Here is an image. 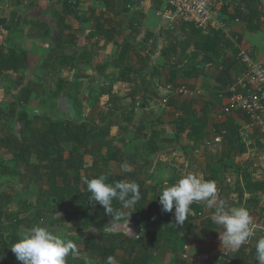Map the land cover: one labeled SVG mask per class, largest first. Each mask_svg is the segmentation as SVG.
I'll use <instances>...</instances> for the list:
<instances>
[{
    "label": "crops",
    "instance_id": "0c3cea01",
    "mask_svg": "<svg viewBox=\"0 0 264 264\" xmlns=\"http://www.w3.org/2000/svg\"><path fill=\"white\" fill-rule=\"evenodd\" d=\"M79 1L78 12L64 20L65 25L71 28L66 31L74 36L75 50L78 53L82 52L84 46L91 52L92 60L88 65L90 75L94 76L95 81H108L107 75L112 76L109 83L101 88L104 87L108 92L111 87V94H115L114 87L117 85L121 88V93H124L118 98L121 105L116 115L119 113V121L126 123L122 128L124 135L132 134L133 138L140 137L145 141L140 150L147 149L150 158L142 160V163L149 167L150 173L159 177L161 174L176 172L177 177L170 181L172 184L189 173L204 180L215 181L218 200H224L230 207H246L254 218L255 235L238 251H229L226 247L228 260L220 258L222 244L218 232L223 229L217 225L211 228L203 227V234L206 236L202 240L188 241L186 254L198 261L204 255L209 257L207 261L198 264H223L224 261L231 264H258L255 244L264 236V137L253 128L248 129L247 135L243 136L248 121L240 114L224 115L221 111L224 102L217 97V92L224 90L223 87L241 72L242 67L237 60L239 49L246 51L264 65V0H261V5L257 7L261 15L255 30L247 29L245 23L234 17L238 4L236 0H217V3H222L218 10L219 18L224 19L220 18L225 23L227 33L214 29L203 31V35H209L210 31L216 34L214 44L217 39L220 41L214 52H201L195 48L196 40L189 37L187 23L170 21L165 18L168 14L157 16L158 12L163 13L164 10L161 0H158L162 4L161 7H157L154 0H108V4L103 0ZM58 6L60 7L57 4L54 9ZM27 7L29 14L54 30L55 24L52 25L45 17L51 8L42 10L35 3ZM68 17L73 19V22L68 20ZM101 29L104 33L100 32ZM203 42L205 45L204 40ZM212 52L218 53L220 57L216 59ZM223 59L227 63L223 62ZM234 59L237 60L235 64L232 62ZM109 68L111 72L108 71ZM181 86L197 92L199 96L193 99L200 101L203 116L192 109V106L195 108L197 105L188 103L190 106H187L184 100L189 99L183 100L181 96L171 95ZM107 96L109 97H101ZM133 98L135 105L132 104ZM165 98L168 102L163 107L161 102ZM129 99L131 106L128 105ZM137 103L139 108L136 107ZM182 106H186L185 109L181 110ZM123 109L129 112L128 119L123 118ZM188 109H191L197 120L204 122L199 134L200 140L189 139L188 129L178 132V119L181 120L183 113ZM116 125L118 126L115 124L110 130L117 128ZM185 125L189 127L188 122ZM136 128L140 130L136 132ZM110 136L114 138L111 131ZM163 139L172 145L171 149L169 146L166 149L167 147L160 143ZM87 156H84L85 166ZM176 160L182 163L178 171L171 168ZM108 164L109 168L115 165L113 162ZM170 183L161 178L157 185L163 188ZM199 204L203 206V220H211L214 209H209L206 202ZM21 214L30 215L23 212L13 215L0 213V264H22L11 252L12 245L21 238L17 229V225L21 223L18 221L15 225L12 221ZM58 217L59 215L56 218ZM129 219L128 227L124 222L111 225L108 231L136 235L138 216H131ZM73 222L77 226L79 224L74 232L80 236L81 224L69 221ZM66 223L68 222L62 224ZM194 224L199 226L200 223L195 221ZM32 225L34 226L33 223ZM59 232L64 233L61 230ZM74 232L66 234L69 236ZM79 253L87 255L82 250ZM180 254L181 252L177 255L167 253L152 264H189ZM116 255L120 257L122 252L119 251ZM80 257L82 256L78 257L80 260L74 257L76 261L72 264H82ZM87 257L96 262L95 264H100L97 259L88 255ZM116 261L119 264V261Z\"/></svg>",
    "mask_w": 264,
    "mask_h": 264
},
{
    "label": "trees",
    "instance_id": "16d2710c",
    "mask_svg": "<svg viewBox=\"0 0 264 264\" xmlns=\"http://www.w3.org/2000/svg\"><path fill=\"white\" fill-rule=\"evenodd\" d=\"M236 1L238 4L235 7L234 17L245 23L247 29H257L261 15L257 7L261 5V0ZM103 2L105 4L109 3L108 0H103ZM154 3L157 7L162 6L158 0H154ZM57 4L61 7L60 12L54 9ZM57 4L52 3L51 10H53V19L57 20L54 30L57 26L58 34L53 37L51 43L53 52L50 53L48 59L54 57L56 53L62 56L63 50L67 48L73 53L67 58L70 64L75 61H78L77 64H84V62L90 64L92 55L87 47L84 46L82 52L78 53L75 50L76 41L74 36L71 34L68 36L62 35L63 31L71 29L68 25H65L64 20L67 16L78 12L77 2L74 0H57ZM33 27L41 31L37 35V38L41 39L46 38L47 35L49 37L51 31H53L50 25L48 26L37 19L33 21ZM188 31L189 37L196 40L194 43L196 49L201 52L203 50H217L220 41L218 42L217 39V43H213L216 37L213 31H210L209 35H203V31L197 30L189 24ZM100 32L104 33L102 29ZM203 40L205 45H203ZM213 45L215 46L214 49L212 48ZM213 52L212 54L218 59L220 57L217 55L218 53ZM235 53L237 54V50ZM237 60L234 59L232 62L235 64ZM201 63H203V60ZM28 67L26 53H17L14 49L0 47V75L17 73L19 70ZM223 78L225 77L223 76ZM229 84L223 88L225 89ZM64 87V82L60 81L58 89L53 94L60 95ZM110 89L111 87L106 92L104 87L101 88L98 98L109 95L110 102H108L116 104L120 99L115 94H111ZM30 92V87L22 90L25 98ZM73 107L76 114L81 117V113L75 106ZM185 107L182 106L181 110ZM113 109L120 111V108L116 106ZM125 113L127 114L126 119H128L129 112L127 109L122 110V114ZM16 118L19 126V138L4 135L6 127L0 122V158L4 155H10V161L16 168L28 169L29 181L39 183L36 205L33 206L35 209L32 214L34 215L33 224L37 225L44 220L47 213H60L58 218L52 220L56 224L69 221L79 222L82 229L80 237L84 245L82 251L97 259L100 264H106L108 256H114L119 264H152L156 259L162 258L167 253L177 255L188 241L202 240L206 236L203 234V227L211 228L215 226L210 219L203 220V206L199 202L191 205V214L186 222L178 227L174 224L173 213L175 209H173V213L162 212L158 197L161 191H159L158 185L153 186L151 191L156 192L158 190L159 192L151 197L148 196L149 189L144 187L146 180L152 174L150 173V176H148L140 169L135 159L129 158L121 149L113 146L115 141L110 136V128L117 124L114 123L113 119L105 123L102 118L99 119V123L93 120L83 121L82 118L77 122L74 120L53 121L47 119L39 124L36 121L29 120L24 112L17 113ZM178 120V132H184L185 129H188L187 136L189 139L196 138L195 140H200L201 136L199 134L203 129L204 122L201 119L197 120L191 109L186 110L182 119ZM186 122H188L189 127L185 125ZM65 144L70 146L67 157L64 156L63 145ZM102 149H106V153H102ZM86 155L91 156L93 159L91 169L99 171L100 175H105L108 182L127 180L135 181L140 186L141 200L132 208L123 209L127 214V219L131 216H138L136 235L129 236L122 232L108 231L111 225L122 224L124 221H116L114 217L112 218L105 212L102 206L94 204L91 200V194L87 191V184L84 180L85 178L89 180L96 178L97 175L82 174V171L86 170L84 167V156ZM33 156L34 162L32 161ZM109 162H113L119 167L122 163L127 162L133 171L130 173L122 171L121 174L112 176L107 174V176L104 170L98 168V164L101 163L103 166H107ZM2 170L1 174L3 175L11 173L7 169ZM171 185L173 184L170 183L169 186ZM53 200L55 201L54 204L51 203ZM41 207H44V209H41ZM113 207L120 209L121 205L119 202L114 201ZM195 221H199V226L194 224ZM119 251L122 252L120 257L116 255ZM73 262L74 258L70 256L67 264ZM224 262L223 264H231L228 261Z\"/></svg>",
    "mask_w": 264,
    "mask_h": 264
},
{
    "label": "rangeland",
    "instance_id": "374dc122",
    "mask_svg": "<svg viewBox=\"0 0 264 264\" xmlns=\"http://www.w3.org/2000/svg\"><path fill=\"white\" fill-rule=\"evenodd\" d=\"M74 1H76L77 6H79L80 1ZM34 3L42 10H50L52 3L57 4V0H0V47L3 49H14L17 53H26L29 66L26 69L19 70L17 73L0 75V122L6 127L5 133L3 134L19 138V126L16 121V115L19 112H24L29 120L36 121L39 124L45 122L47 119L53 121L73 120L68 113L67 104L70 103L81 113V117L78 114H76L75 117L82 118L83 121L86 120L89 122V120H93L96 123H99V119L102 118L105 123L110 119L115 120L118 126L117 128L110 130L112 135H114L115 142L113 146L121 149L129 158L135 159L136 163L139 164L140 169L150 176L151 170L149 167L141 163L142 160L147 157L148 159L150 158V153L147 149L140 150L141 145H143L145 141L141 140L140 137L133 138L132 134L124 135L122 128L125 127L126 123H121V121H119L121 120L119 118V113L116 115L119 110L113 109L115 106L119 108L121 102L118 101L116 104L109 103L108 96L106 98L101 97L98 99L100 88L103 85L108 84V81L112 76L107 75L108 81L104 80L102 82V79H96L97 81H95L93 79L94 76L90 75L88 64L85 62L84 64H77L78 61L70 64L67 58L71 56L72 51L67 48L63 50L62 56L56 53L54 57L48 59L50 53L53 52V46L51 43L53 37L58 34V28L56 26L55 30L51 31L49 37L47 35L44 39L37 38V35L40 34L41 31H38L33 27V21L36 19L32 14H29L30 10H28L27 7L29 4L33 5ZM220 8L221 6L219 2L217 3V10ZM60 9L61 7L58 6L56 11H59ZM52 12L53 10L48 12L45 17L52 25H57V20L53 19ZM68 20L73 22V19H70V17H68ZM68 34L71 33L67 31H63L62 33L63 36ZM110 70L111 69L109 68L108 71L111 72ZM60 81L64 82L65 87L62 89L60 95H55L53 93L58 89ZM29 87L31 92L27 98H25L24 94H22V90L28 89ZM114 89H116L115 95L118 98H120L121 95H124V93H121V88L119 86L116 85ZM133 96H135V93ZM196 96L198 97L199 95L193 97H181L183 100L189 99L184 100L188 107L192 104L197 105L195 108L192 106V109L197 111L196 113L200 114V116H203V109L201 103H199L200 101L198 99H193ZM134 99L135 98L132 100L133 105H135ZM128 105L131 106L130 99ZM136 107L139 108L138 103L136 104ZM136 107L134 111H136ZM126 116V113L123 114V118ZM137 130L139 131L140 128H136L135 131L138 132ZM160 143L165 147L169 146L170 149L172 148V145L165 139ZM63 147L64 156L67 157L70 146L65 144ZM143 147L147 148V146ZM166 149H168V147ZM102 151L103 153H106V149H102ZM10 159V155H4L0 158V213H9L11 215L20 212L30 213L31 217L30 215L26 216L21 214L19 217L17 215L16 218H14V221H12L15 225H17V221L21 222L20 225H17L20 237L22 238L25 233L37 225L47 227L53 232H59L60 230L64 233H69L70 231L74 232L79 226V224L77 226L75 222H68L62 225L52 222V220L60 213H45L46 218L48 219L47 221H45V218L40 221L41 223L39 222L37 225H32V223H34V215L32 214L35 211L33 206L36 205L39 183L29 181L28 169L22 167L16 168ZM91 160H93L92 157L87 156L86 166L84 163L86 170L82 171V174L88 176L97 175L98 177L100 175L99 171L97 172L91 169ZM32 161H35L34 156L32 157ZM180 164L182 163L176 160L175 163H172L173 166H171V168L174 171H178L180 169ZM108 165L103 166L100 163L98 164V168L104 170L106 175L108 174L109 176L122 173L121 167L114 165L109 168ZM2 169H7L11 173L3 175L1 174L3 171ZM151 174V177H148L144 186L146 189H149V197L156 195V192L163 189L158 187V189H160L159 191H151L153 185H157V182L161 180V178L167 179V183H170L172 179L177 177L176 172L161 174L159 177L156 174ZM51 203L54 204L55 201L53 200ZM41 209H44V207H41ZM131 222L133 223L134 221L131 220ZM67 238L73 240L77 244L78 251L82 250V247L84 246L83 240L78 234L74 232L73 235L69 234ZM80 256H85V254H81ZM78 257L79 256H77V258ZM95 263L96 262H93V264Z\"/></svg>",
    "mask_w": 264,
    "mask_h": 264
},
{
    "label": "clouds",
    "instance_id": "9594fccd",
    "mask_svg": "<svg viewBox=\"0 0 264 264\" xmlns=\"http://www.w3.org/2000/svg\"><path fill=\"white\" fill-rule=\"evenodd\" d=\"M124 173L133 171L129 163L121 164ZM87 191L94 204L102 206L107 214L116 221L123 220L127 227L129 220L123 209H130L141 200L140 186L135 181L120 180L108 182L105 175L87 179ZM215 181L204 180L196 174L189 173L175 184L165 185L159 194V203L164 213H173L174 224L183 225L191 214V205L206 202L209 209H214L212 222L223 230L219 239L223 247L229 251H238L255 235L254 218L246 207L228 206L224 200L217 199ZM119 202L120 209L113 207ZM256 260L264 264V236L255 244ZM11 252L22 264H67L68 258L80 256L77 244L67 238V234L53 232L44 226H34L11 247ZM82 264H93L87 256L80 257ZM106 264H117L114 256H108Z\"/></svg>",
    "mask_w": 264,
    "mask_h": 264
},
{
    "label": "built area",
    "instance_id": "2783aa9c",
    "mask_svg": "<svg viewBox=\"0 0 264 264\" xmlns=\"http://www.w3.org/2000/svg\"><path fill=\"white\" fill-rule=\"evenodd\" d=\"M161 1L164 4V10L163 13L158 12L157 16L168 14L169 16H165L166 19L190 24L197 30L214 29L227 33L224 21L219 18L217 0ZM237 58L242 67L241 72L224 90L217 92V97L224 102L221 111L224 115L240 114L246 118L248 124L242 133L243 136L247 135L248 129L253 128L261 132L264 137V65L242 49H239ZM171 95L193 97L197 95V92L181 86ZM167 102L166 98L163 99L162 106L165 107ZM186 250L185 245L180 255L189 264H198L209 259L207 255H204L198 261L189 257ZM220 253V258L228 260L226 247H223Z\"/></svg>",
    "mask_w": 264,
    "mask_h": 264
},
{
    "label": "water",
    "instance_id": "95a60500",
    "mask_svg": "<svg viewBox=\"0 0 264 264\" xmlns=\"http://www.w3.org/2000/svg\"><path fill=\"white\" fill-rule=\"evenodd\" d=\"M67 107H68V113H69V116H70L71 118H73V120H74L75 122L79 121L80 118H79V117H75L76 112H75V110H74V108H73V105L69 103V104H67Z\"/></svg>",
    "mask_w": 264,
    "mask_h": 264
}]
</instances>
